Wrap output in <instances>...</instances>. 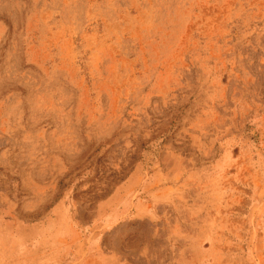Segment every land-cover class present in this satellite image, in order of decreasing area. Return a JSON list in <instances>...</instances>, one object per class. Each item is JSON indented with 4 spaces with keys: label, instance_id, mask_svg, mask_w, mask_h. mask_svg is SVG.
Segmentation results:
<instances>
[{
    "label": "rangeland",
    "instance_id": "rangeland-1",
    "mask_svg": "<svg viewBox=\"0 0 264 264\" xmlns=\"http://www.w3.org/2000/svg\"><path fill=\"white\" fill-rule=\"evenodd\" d=\"M0 264H264V0H0Z\"/></svg>",
    "mask_w": 264,
    "mask_h": 264
}]
</instances>
